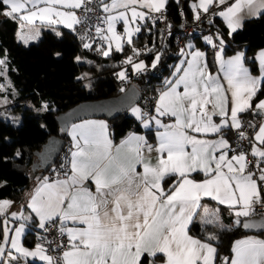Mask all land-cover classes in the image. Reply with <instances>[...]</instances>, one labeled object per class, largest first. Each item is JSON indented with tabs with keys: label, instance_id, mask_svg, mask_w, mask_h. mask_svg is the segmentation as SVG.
Instances as JSON below:
<instances>
[{
	"label": "snow or ice",
	"instance_id": "obj_1",
	"mask_svg": "<svg viewBox=\"0 0 264 264\" xmlns=\"http://www.w3.org/2000/svg\"><path fill=\"white\" fill-rule=\"evenodd\" d=\"M93 3L94 0H0V15L20 24L16 38L25 46L40 37L42 27L59 23L75 33L76 25H86L84 32L77 35L83 48L90 49L92 44L85 41L90 38L87 14L94 11ZM226 3L227 0H198L191 5L194 19L201 18V11L209 13L213 5L218 7ZM254 3L259 9H264V0H236V3L213 15L223 18L231 36L242 27L239 16L241 6L251 7ZM165 4L166 0H110L109 3L98 0V7L107 15L98 18L95 33L107 43L108 48L98 46L96 50L107 57L114 43L115 51L122 52L124 38L132 45L134 32L140 31L138 26L132 28L130 25L145 21L149 13H161ZM138 8H146L148 12ZM77 9H82L83 15L78 16ZM36 21H40V24ZM117 21L124 23L123 35L116 31ZM209 23H212L211 19ZM100 24L107 26V34ZM52 30L57 37L62 36L60 31ZM204 39L213 48L216 47L212 37L206 36ZM216 39L222 50L223 39L219 35ZM132 51L133 55L123 60L122 64L131 65L137 74L145 71L144 61L134 62L140 50L133 47ZM55 55L59 57L60 53ZM188 55L191 56L186 61L188 67L181 69L177 66L173 75L181 71L183 74L175 82H165L167 88L160 93L156 103L157 114L174 117L175 123L164 125L156 117L151 118L165 129L158 133L156 151L166 153V156H158L155 165L144 161L141 149L146 142L143 137L130 133L121 142V146L127 145L136 154L135 162L124 166L112 155L113 146L108 138L107 124L103 121H85L73 125V131L69 133L75 149L70 153L71 175L65 173L66 179L54 182H49V178L45 177L28 203V208L39 218V229L46 232L48 224L55 225L56 219H59L58 233L61 237L66 235L68 239L67 245H56V248L62 249L59 264H144L145 259L148 264H157L161 255L162 264H215L217 249L210 243L217 239L215 234H209L203 241L189 235V225L201 207L202 197H210L219 204L227 205L237 217L234 222L237 225L242 223L240 217L252 215L255 204L264 202L260 189V184H264V167H260L264 163V148L257 147L256 143L251 147V155L257 158L259 176L256 177L254 172L248 171L246 154L243 151L237 153L222 135L219 139L208 140L190 134L219 135L225 128H231L238 131L241 140L247 139L245 133L239 131L242 122L238 114L251 110L254 115L264 116V99L252 108L253 99L260 90L261 78L251 76L244 67L242 52L223 61L221 52L217 51L216 60L225 69L226 90L215 77L206 73L207 64L201 66L203 52L193 51ZM81 59L80 56L75 57L76 62ZM257 59L264 73V50ZM6 60V56L0 59V76L6 77ZM159 60L158 54L152 68ZM115 75L121 81L127 79L125 70ZM86 77L87 73L77 76L76 80ZM181 85L182 92L177 90ZM84 87L90 88L91 84H84ZM4 89L5 85L0 84V91ZM120 91L124 92L125 89L121 88ZM0 103H8L7 97ZM47 110L48 105L43 104L37 111ZM131 111L147 126V121L143 120L146 114L135 107ZM215 116L220 117L219 123L214 121ZM254 140L264 146V123L260 125ZM146 146L149 151L152 150L151 145ZM229 152L233 153L230 157ZM16 155H20L19 151ZM137 165H142V173L137 170ZM197 172L203 173L205 179L196 181L190 178L192 173ZM170 177L175 179L166 190L163 182ZM89 182L95 185L94 193L88 187ZM11 204L9 200H0V216L6 214ZM11 218L23 223L12 230L8 226V219H4L0 264H20L21 258L29 257L38 258L46 264H58L55 257L47 254L43 242L36 243L31 250L21 244V236L26 224L32 220L31 216L13 212ZM68 221L72 222L71 227L67 226ZM201 221L202 225L218 223V211L204 207ZM254 226L247 219L243 221L244 228ZM260 226L264 227V221ZM232 252L234 255L230 262L225 257L222 264H264V241L251 238L236 241Z\"/></svg>",
	"mask_w": 264,
	"mask_h": 264
},
{
	"label": "trees",
	"instance_id": "obj_2",
	"mask_svg": "<svg viewBox=\"0 0 264 264\" xmlns=\"http://www.w3.org/2000/svg\"><path fill=\"white\" fill-rule=\"evenodd\" d=\"M193 0H166L162 14H165L170 22L169 27H175L180 19L194 18L191 2ZM213 13H216L214 11ZM204 17L198 25L197 32L185 40H191L192 46L200 48L204 53V63L207 68L213 69L212 45L205 43L203 36L214 33L219 35L223 41L222 55H226L235 49H243L245 63L249 70H256L255 61L252 57L256 48L264 46V10L257 15L242 21V27L238 28L231 36L225 29L217 15ZM211 19L212 23H209ZM16 21L0 16V57L7 58L6 77L13 92V102L9 108L16 113L11 120L0 116V199L4 198L24 205L25 190L29 188L33 179L36 181L46 177L50 165L41 174L30 168L34 160L32 151L49 135H59L66 142L65 133H60L53 116L58 111L85 99H96L117 94L121 88L115 83L114 76L122 68L120 59L133 53L135 47L140 50V61H144L146 70L138 76L133 77L134 83L140 89V97L137 101L138 107L147 121V126L141 121L135 120L125 111L118 113L111 119H105L108 133L112 141L121 138L128 131L139 132L148 144L154 140V132L159 128L153 124L156 117L164 123L169 121L167 116H159L153 106V99L157 91L163 87L164 80L169 75L171 66L177 59L179 52H173L168 44L159 42L158 21L147 18L139 25L140 31L132 38V45L124 43L123 51H111L107 57L97 50H87L80 46L78 37L70 29L52 26L41 30L40 37L25 46L15 41L14 30ZM56 30L62 33L57 37ZM207 28V29H206ZM218 40V39H217ZM218 44L219 40H218ZM217 44V45H218ZM59 52L57 57L55 53ZM159 54L160 60L155 68L149 63ZM80 56V62L75 57ZM126 72L130 67L122 68ZM81 73H87L85 88L82 80H76ZM264 94V77L260 80V90L254 102ZM43 104L48 105L47 111H37ZM250 111L244 112L249 113ZM13 113V112H12ZM13 113V114H14ZM19 151L20 155L16 153ZM193 178L201 177L200 174H191ZM175 177L164 180L163 186L171 185ZM262 196L264 192L261 191ZM222 212L228 211L226 207L218 206ZM240 217L239 219H241ZM11 223L19 219H9ZM236 219L229 226H218L216 224H203L196 221L189 225V232L194 236L205 239L209 234H215L217 239L212 240L217 249L215 264H222L220 258L229 259L231 245L235 238L249 234L241 230L235 224ZM20 221V220H19ZM28 229L22 236V243L30 245L33 243V235L39 232L33 226V219L27 224ZM2 235V219L0 217V238ZM26 264H42L33 260H27Z\"/></svg>",
	"mask_w": 264,
	"mask_h": 264
},
{
	"label": "crops",
	"instance_id": "obj_3",
	"mask_svg": "<svg viewBox=\"0 0 264 264\" xmlns=\"http://www.w3.org/2000/svg\"><path fill=\"white\" fill-rule=\"evenodd\" d=\"M105 2H106V3H109L110 0H105ZM194 2H198V0H193L190 4L192 5ZM234 3H236V0H227V3H226V4L219 5V6L217 7L216 12L222 11V10H224L227 6H229V5H231V4H234ZM38 6H39V7H43L44 5H38ZM29 7H31V5H29ZM65 10H67V9H65ZM138 10H140V11H144V12H148V9H146V8H144V9H140V8H138ZM262 10H264V9H259L258 6H257V3H254L251 7H249V6H247V5H242V6H241V10H240V12H239V16L242 18L241 22H242L244 19H246V18H250V17H253V16L257 15V14H258L259 12H261ZM193 13H194V12H193ZM253 13H255V15H253ZM112 14H115V12H113ZM106 15H107V14L104 13V16H106ZM154 15H156V13H149V19H150V20H151V19H154ZM0 16L4 17L3 15H0ZM217 16H218V15H217ZM218 17H219L220 21L222 22L223 26L225 27V29L227 30V32H229V29H228V27H227V24L224 22L223 18L220 17V16H218ZM15 21H16V20H15ZM141 22H142V21H138L137 24L130 25V27H132V28H135V27H137V26L139 27V25H140ZM36 23L39 25V24H40V21H36ZM45 23H46V22H45ZM53 26H59V27H63V28H65V27L63 26V24H59V23H58V24H55V25H53ZM106 27H107V26L105 25V28H106ZM19 28H20V24L16 21V27H15V30H14V39H15V41H17L16 33H17V31L19 30ZM48 28H50V27L45 26V27H42L41 30H43V29H48ZM66 29H68V28H66ZM116 31H117L119 34L123 35V32H124V23H123V21H117V22H116ZM135 33H136V32H134L132 38L134 37ZM106 34H107V31H106ZM204 37H206V36H203L202 40L206 43ZM132 38H131V39H132ZM17 42H18V41H17ZM32 42H34V41H32ZM19 43L22 44V45H24V44L21 43V42H19ZM124 43H127V40L124 39V40L122 41V44H124ZM106 44H107V43L104 42L103 45H102L101 47H105ZM207 44H208V43H207ZM192 45H193V44H192V41H191V40H185V41H183V43H182V47H181V49H180V51H179V55H178L177 59L174 61V63L172 64V66H171V70H170V73H169V75L166 77V79L164 80L163 87H161V88L157 91V93L155 94V96H154V99H153V106H154L155 110H156L157 99L159 98L160 93L163 92V91H165L166 88H167V85H166L165 82H166V81H172V82H175V80L178 79L179 76L183 74V72L181 71V72L177 73L176 76L173 75V73H175V72L177 71V66H179L181 69L187 68L188 65H187L186 61L189 60V59H191V56L188 55V53L193 52V51H200V52H203L200 48H198V47H194V46H192ZM209 45H210V44H209ZM182 49H183V54L181 53V50H182ZM262 50H264V46L259 47V48H256V49H254V51H253L252 57H253V59H254V61H255V65H256V70H255L254 72L250 71L248 65L245 63V54H244L243 49H235L234 51H232L231 53L226 54V55H222V53H221V57H222V60H223V61H227V60H229L231 57L235 56L237 52H242V53L244 54L243 57H242V63H243V65H244V67H246V68L249 70V73H250L251 76H253V77H259V78L262 79V78L264 77V73H262V71H261V64H260V61L257 59L258 54H259ZM111 51H115V47H114V46L112 47ZM217 51H220V52H221V46H220V44H218V45L216 46V48L213 49V51H212V55H213L212 58H213V65H214V68H213V69H209V68H207V69H206V73L209 74V75H211V76H213V77H215V78L220 82V84H221V85L227 90V88H228V84H227V80L225 79V69L222 68L221 64H220L219 62H217V60H216V52H217ZM0 58L3 59L2 57H0ZM138 62H139V61H135V63H138ZM200 64H201V66H203V65L205 64V63H204V56L201 58V60H200ZM129 67H130L129 70L133 71L131 65H129ZM121 70H123V69L121 68ZM129 70H128V71H129ZM11 89H12V88H11ZM177 90L182 92V91H183V85H181ZM228 96H229V98H230V92L228 93ZM261 99H264V94H263L262 96H260V97L254 102V104L252 105V108H253V109L255 108V104H256L259 100H261ZM229 108H230V105H229ZM209 110H211V106H209ZM249 111H250V112H253V111H251V110H249ZM241 114H242V113H239V114H238V118H239V116H240ZM165 116H167V117L169 118V121H165V122L162 123V124H164V125H170V124L175 123V118H174V117H171V116H169V115H165ZM258 116H259V125H258V128H257L256 133L258 132L260 125H261L262 123H264V116H261V115H258ZM85 121H103L105 124H107L106 120H105L104 118H101V117H85V118H81V119H78V120L72 121V122H70V123L67 125V127H66V129H65V135H66V142L69 144V146H70V150H69V156H68V160H67V170L65 171V173H67L68 175H71V163H70V161H71V155H70V153H71V151H74V150H75V149H73V147H72V145H73V139H72V136L69 135V133L73 131V125H79V124H82V123L85 122ZM214 121H215L216 123H219V122H220V117H219V116H215V117H214ZM153 124H154L155 126H158V125L155 123V120L153 121ZM230 129H231V128H225V129L223 130V132H222L221 134H219V135H218V134H197V133H190V134H192V135H197L198 138H203V139H208V140L219 139V138H220V135H222V136H223L225 139H227V141H228V134H229V130H230ZM164 130H165V129H164L163 127H159V128H158L157 130H155V132H154L155 135H154V140H153V142L150 143V144L146 143V145H151V147H152V150H151V151L148 150V148H147L146 145H145L144 147H142L141 151H142V154H143V157H144V161H145V162H149V161H150L153 165H155L158 156H160V155H164V156H166V153H164V154H160V153H157V151H156V148L158 147V133H162ZM130 133H134L136 136L142 137L141 134H140L139 132H135V131H128V132H126L121 138H119V139L116 140V141H112L111 138H110V136H108V138H109V140H111V142H112V146H113V147H112V155H113L114 157H116V160H117L118 163H120V164H122V165H124V166H130V165H131L132 163H134L135 160H136V154H135V152L130 151V149H129V147H128L127 145H125V146H121V142H122L123 140H125V139L129 136ZM256 133H255V135H256ZM108 134H109V133H108ZM255 135H254V136L252 137V139L249 141V149H250V151H251V147H252V144H253V143H256L257 147L264 148V146L260 145L258 142H256V141L254 140ZM77 138H79V137L77 136ZM189 150H190V149H189ZM217 155H219V153H217ZM261 167H264V165H262ZM137 170H138L139 172L142 173V172H143V167H142V165H137ZM225 171H227V170L225 169ZM65 173H64L62 176H60V177H56V178L49 179V182H54V181H56L57 179H66L67 177L65 176ZM192 174H193V173H192ZM197 174H200L201 177H199V178H193V177H190V178L195 179L196 181H201V180L205 179L203 173H199V172H197ZM255 175H256V177L259 176V170L255 173ZM44 178H45V177H44ZM44 178H42V179H40V180H38V181H36L35 179H33V180L31 181L29 188H27V189L25 190V200H24V205H22L20 202L17 203V202L11 201L12 204H11L10 207H8V209H7V211H6V214H5L4 216H0L1 219H2V224H3V219H8V222H9V223H8V226H9V228L12 229V230H14L16 227L19 226L20 223H23V221H21V220L19 221V220H18V221L14 222V223H11L10 220H9V219H11V213H13V212H16V213L23 212V214H24L25 216H31V217H32V219H33V226H34L36 229L40 230V229L37 227V224H38V222H39V218L35 216V213H33L32 210H31L30 208H28V203H29V201H30V199H31V196H32L34 190L36 189L37 185H38L41 181H43ZM254 178H255V177H254ZM258 183H259V182H258ZM88 187L91 189V191H92L93 193L95 192V185H94V184H91V183L89 182V183H88ZM133 187H135V185H133ZM163 187L167 190L168 187H169V184H168V185H165V186H163ZM260 189H261V191L264 192V184H260ZM109 199H111V197H109ZM0 200H7V199L2 198V199H0ZM9 201H10V200H9ZM218 206L226 207V208L228 209L229 212H227V211L222 212L221 210H219ZM204 207H207V208H209L210 210L218 211V223H212V224H216V225H218V226H221V225H222V226H229V225H231V224L233 223V219H237V217L235 218V215L232 213V211H230V209L228 208L227 205L219 204L218 202L212 200L210 197H202V199H201V207H200L199 209H197V212H196V214L194 215L193 221H196V222H198V223H200V224L202 223L201 218H202V215H203V212H204ZM214 207H217V209H215ZM242 218H243V217H242ZM56 222L60 225V221H59L58 218L56 219ZM67 226L71 227V226H72V222H71V221H68V222H67ZM77 226L80 227V225H77ZM27 229H28V226L26 225V229H25V231H26ZM34 231H35V234L33 235V238H34V237L37 235V233H38V232H36V230H34ZM24 233H25V232H24ZM24 233H23V234H24ZM189 235H191V236H193V237H195V238H198V237L194 236L193 234H191L190 232H189ZM22 236H23V235H22ZM22 236H21V244H22L24 247H27V248L30 249V250H31V249H34V248H35V245H36V241L34 240L33 243L30 244V245H24V244L22 243ZM65 236H66V235H65ZM249 238H251V239H255V240H261V241H264V231L259 232V233H249V234H244V235H241V236L235 238V239L233 240V242H232V245H231V254H230V257H229V259H228L229 262H230L232 256L234 255L233 252H232V247H233V245L235 244V242H236V241H241V240H247V239H249ZM198 239H200V240H202V241L205 240V239H201V238H198ZM0 240H2V235H1ZM67 243H68V239H67V236H66V245H67ZM210 243H212V245H213V242H212V241H210ZM213 246H214V245H213ZM13 254L18 255V254L15 253V252H14ZM27 260H33V261H36V262H38V263L46 264V262L41 261V260H39L38 258H31V257H29V258H21V260H20V264H26V263H27V262H26ZM162 260H163V257H162V255H161L160 259L157 260V264H162ZM144 264H148L147 259L144 260Z\"/></svg>",
	"mask_w": 264,
	"mask_h": 264
},
{
	"label": "built area",
	"instance_id": "obj_4",
	"mask_svg": "<svg viewBox=\"0 0 264 264\" xmlns=\"http://www.w3.org/2000/svg\"><path fill=\"white\" fill-rule=\"evenodd\" d=\"M94 11L87 14V26H88V35L89 39L85 42L91 43L92 47L87 50H96L98 46H102L104 41H102L99 37L96 36L95 33V26L99 23V17L104 16L102 10L98 7V0H94L92 5ZM217 6L213 5L210 8L209 13L200 12L201 18L196 20L194 18L191 19H180L175 27H169L168 24L170 19L162 13H156L154 15V20L158 21V30H159V42L163 44H168L174 49L173 52L180 51L183 43L184 38H188L191 35L197 32L198 25L200 24L201 20L204 17L210 16L214 11H216ZM77 15H83L82 9L75 10ZM76 32L74 33L77 37V33L82 34L85 30L86 25H76ZM100 27L105 31L106 28L105 24H100ZM207 29V28H206ZM211 37L213 39V43L217 46L218 40L216 39V35L211 33ZM79 39V38H78ZM80 41V46H82V42ZM216 48V47H215ZM212 47V49H215ZM85 49V48H84ZM133 55V53H129L125 58L120 59V64L122 68L128 67L129 65L122 64V61L125 60L128 56ZM140 57L136 56L134 58L135 61H139ZM121 69L118 71L120 72ZM117 72V73H118ZM127 73V79L121 81L114 76L115 83L119 88H123L127 83H133L136 87L137 85L134 83L133 77L138 76L140 73H134L133 71L129 70ZM140 92V89L137 87ZM240 121L242 122V127L239 131H243L247 137V139L241 140L238 136V131L236 129H230L228 134V142L232 149H235L237 153L243 151L249 162L248 171L256 173L258 168L256 167V157L251 155V151L249 149V141L255 135L258 125H259V116L254 115L253 112L249 113H242L239 116ZM252 125V126H250ZM70 146L67 142H64L54 160L53 163L50 164V170L46 173V177L49 179L56 178L62 176L65 171L67 170V160L69 156ZM232 152H229V157L232 155ZM63 165V167H62ZM264 165L262 163L260 167ZM264 214V202L255 204L253 206L252 215H260ZM59 224L55 221V225L52 223L48 224V230L45 232L44 230L40 229L37 235L34 237L36 243L43 242V246L48 250L47 254L55 257L59 264V257L61 254L62 249L56 248V245L61 243L66 245V236L61 237L58 233ZM46 238V241H45Z\"/></svg>",
	"mask_w": 264,
	"mask_h": 264
},
{
	"label": "water",
	"instance_id": "obj_5",
	"mask_svg": "<svg viewBox=\"0 0 264 264\" xmlns=\"http://www.w3.org/2000/svg\"><path fill=\"white\" fill-rule=\"evenodd\" d=\"M123 88L125 89L124 92L119 91L117 94L107 97L81 100L66 107L64 110L55 113L53 119L55 120L60 133H65L67 125L72 121L85 117L111 119L118 113L128 109L138 101L140 92L133 83H127ZM64 142V138L59 135L47 136L39 145V148L32 151L34 160L30 163L31 170L38 171L39 174L44 172L45 169L54 162L56 155ZM214 208L217 209V207ZM246 219L256 226L244 228L243 221ZM240 220L242 223L239 227L244 232L259 233L264 231V227L260 226L261 221H264V214L251 215L248 218L243 217ZM223 258L218 256L217 261L221 260L222 262Z\"/></svg>",
	"mask_w": 264,
	"mask_h": 264
},
{
	"label": "rangeland",
	"instance_id": "obj_6",
	"mask_svg": "<svg viewBox=\"0 0 264 264\" xmlns=\"http://www.w3.org/2000/svg\"><path fill=\"white\" fill-rule=\"evenodd\" d=\"M124 39L127 40L126 37ZM113 46L115 47V44L114 43H113L112 47ZM103 48L107 49L108 48V45L106 44V46L103 47ZM154 59H152L150 61L149 66H152V62H153ZM83 74H85V73H81L78 76H81ZM82 83L83 84H86V78L84 80H82ZM0 84L5 85V89L3 91H0V101H3V99H4L5 96L7 97V100H8V103H6V104L5 103H0V116L2 118H4L5 120L8 119V120H11L12 122L15 123V120L13 119V117H14V115H16V113H14V111H12L9 108V105L13 102V90L11 89V86L10 87L8 86L9 85V82H8L7 77H5V76H0ZM134 107L139 109L137 102L134 103L133 105H131L128 109H126L125 112L128 113V114H130L131 117H133L135 120L141 121L140 119H137L136 116L131 111V109L134 108ZM143 119H144V117H143ZM141 123L143 124L142 121H141ZM3 221H4V219H3ZM2 227H3V224H2Z\"/></svg>",
	"mask_w": 264,
	"mask_h": 264
}]
</instances>
